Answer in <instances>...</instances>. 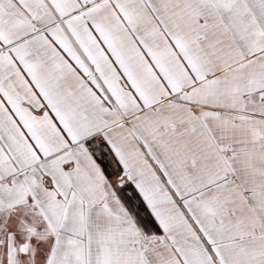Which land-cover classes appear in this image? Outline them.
Returning a JSON list of instances; mask_svg holds the SVG:
<instances>
[{"label": "snow or ice", "instance_id": "6c2138e0", "mask_svg": "<svg viewBox=\"0 0 264 264\" xmlns=\"http://www.w3.org/2000/svg\"><path fill=\"white\" fill-rule=\"evenodd\" d=\"M0 264H264V0H0Z\"/></svg>", "mask_w": 264, "mask_h": 264}]
</instances>
